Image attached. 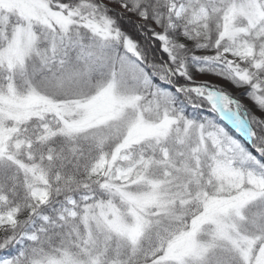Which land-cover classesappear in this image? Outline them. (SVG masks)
Wrapping results in <instances>:
<instances>
[{
    "label": "snow or ice",
    "instance_id": "obj_1",
    "mask_svg": "<svg viewBox=\"0 0 264 264\" xmlns=\"http://www.w3.org/2000/svg\"><path fill=\"white\" fill-rule=\"evenodd\" d=\"M0 264H264V0H0Z\"/></svg>",
    "mask_w": 264,
    "mask_h": 264
}]
</instances>
